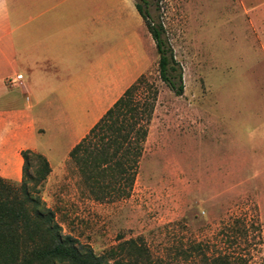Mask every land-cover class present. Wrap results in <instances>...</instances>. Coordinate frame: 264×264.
Returning a JSON list of instances; mask_svg holds the SVG:
<instances>
[{
    "label": "rangeland",
    "instance_id": "rangeland-1",
    "mask_svg": "<svg viewBox=\"0 0 264 264\" xmlns=\"http://www.w3.org/2000/svg\"><path fill=\"white\" fill-rule=\"evenodd\" d=\"M121 1L109 17L123 8L124 26L111 24L110 34L140 48L133 98L153 105L132 189L97 197L58 150L51 164H63L40 188L42 201L63 234L96 254L134 239L148 264H211L219 256L264 264V0H148L149 19L163 26L178 62L180 95L160 78L135 0Z\"/></svg>",
    "mask_w": 264,
    "mask_h": 264
},
{
    "label": "crops",
    "instance_id": "crops-1",
    "mask_svg": "<svg viewBox=\"0 0 264 264\" xmlns=\"http://www.w3.org/2000/svg\"><path fill=\"white\" fill-rule=\"evenodd\" d=\"M119 4L0 0V177L21 180L25 149L57 169L141 74L140 48L110 34L111 24L124 26L123 8L109 17ZM17 75L21 83L9 84ZM58 150L63 162L54 167L50 157ZM262 234L264 242V215Z\"/></svg>",
    "mask_w": 264,
    "mask_h": 264
},
{
    "label": "trees",
    "instance_id": "trees-1",
    "mask_svg": "<svg viewBox=\"0 0 264 264\" xmlns=\"http://www.w3.org/2000/svg\"><path fill=\"white\" fill-rule=\"evenodd\" d=\"M148 0H135L158 53L161 80L182 93V74L172 49L166 46L165 30L149 19ZM136 79L71 149L69 158L83 180L99 198L116 191L127 197L137 174L138 160L147 135L152 104L135 103ZM21 180L0 177V264H148L147 248L134 239L122 241L102 254L63 234L54 212L40 197V188L51 172L45 156L30 149L21 152ZM211 264H230L219 256Z\"/></svg>",
    "mask_w": 264,
    "mask_h": 264
},
{
    "label": "built area",
    "instance_id": "built-area-1",
    "mask_svg": "<svg viewBox=\"0 0 264 264\" xmlns=\"http://www.w3.org/2000/svg\"><path fill=\"white\" fill-rule=\"evenodd\" d=\"M20 80H21V75H17L15 81L9 80V84H11V85L12 84H20L21 83Z\"/></svg>",
    "mask_w": 264,
    "mask_h": 264
}]
</instances>
